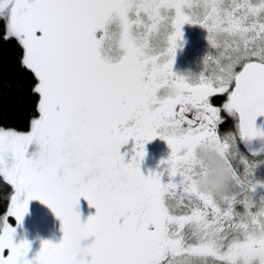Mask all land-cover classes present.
Segmentation results:
<instances>
[{"label": "snow or ice", "instance_id": "6c2138e0", "mask_svg": "<svg viewBox=\"0 0 264 264\" xmlns=\"http://www.w3.org/2000/svg\"><path fill=\"white\" fill-rule=\"evenodd\" d=\"M0 20V39L22 48L38 95L29 131L0 129V176L14 193L0 217V264H264V196L253 198L264 184L251 181L256 164L243 156V179L233 166L237 139L264 138L254 126L264 116V0H0ZM185 24L220 52L205 57L211 75L172 71ZM222 112L236 129L223 139ZM155 138L177 182L141 174ZM209 149L231 173L218 197L193 187ZM81 197L95 208L84 222ZM30 200L51 209L63 236L27 259L29 243L14 242L8 221L19 225Z\"/></svg>", "mask_w": 264, "mask_h": 264}, {"label": "rangeland", "instance_id": "374dc122", "mask_svg": "<svg viewBox=\"0 0 264 264\" xmlns=\"http://www.w3.org/2000/svg\"><path fill=\"white\" fill-rule=\"evenodd\" d=\"M181 32L182 38L178 42L180 46L175 50L172 71L180 75H191L193 77L199 75L201 72H206L211 75L214 69V64L211 61L206 62L205 57L215 58L220 55V52L208 44L207 33L205 30L196 25L185 24L181 26ZM221 51H223V49H221ZM214 106H222V104ZM230 127L231 123L229 120H223V123L219 125L218 134L222 139L226 134H233V132H235ZM0 129L27 132L30 130V127L26 130H17L15 128L5 127H0ZM132 149L133 141L131 139H129L127 144L122 145L119 149L121 155L124 156V163H128L133 157L134 153ZM144 152L145 155L140 161L139 168L141 174L147 176L152 171L158 170L154 168V158L152 157L154 155L151 156L150 153L146 152V149H144ZM237 152L239 155L236 160L233 161V166L242 178L241 168L243 166L239 163V158L240 156L244 157V153L238 149ZM12 194H14L13 189H11V192L8 195L4 215L7 213L10 206V198ZM246 194L241 193V195ZM261 196H264V194H253L254 199H259ZM77 204L78 207L74 210L79 213L81 222H84L89 216L95 214V208L90 207L83 197L78 199ZM8 222L15 229L13 236L14 242L19 243L21 240H24L29 243V251L26 254L27 259H32L35 256V254L40 250L42 241H49L55 244L58 243L63 236L60 220L55 216L49 207L41 203L39 200H30L28 202L27 212L19 225H17L16 220L12 217H9ZM92 239V237H88L87 239L82 240L80 242L81 246L84 247L87 244H90Z\"/></svg>", "mask_w": 264, "mask_h": 264}, {"label": "trees", "instance_id": "16d2710c", "mask_svg": "<svg viewBox=\"0 0 264 264\" xmlns=\"http://www.w3.org/2000/svg\"><path fill=\"white\" fill-rule=\"evenodd\" d=\"M4 21L0 20V33ZM22 48L15 40L0 39V127L26 130L38 116V95L32 92L34 78L20 64ZM11 186L0 176V217L6 211Z\"/></svg>", "mask_w": 264, "mask_h": 264}, {"label": "flooded vegetation", "instance_id": "af4514ba", "mask_svg": "<svg viewBox=\"0 0 264 264\" xmlns=\"http://www.w3.org/2000/svg\"><path fill=\"white\" fill-rule=\"evenodd\" d=\"M223 98L222 97H216L212 99L213 105H219L222 104ZM223 120H229L231 123V129L236 131L235 129V120L231 117H228L226 113L221 114ZM235 134V132H233ZM257 138V137H256ZM260 138V137H258ZM236 147L238 150L243 152L244 158H246L249 163H255L256 167L252 171V175L250 177L252 182H260L261 184H264V146L260 149V151L256 152H249L246 148L245 142L238 140L236 141ZM144 149H146V152L150 153L151 156L154 158V168L157 169L158 171H152V172H160L161 176V182L162 183H168L169 180L171 179L173 182H177L179 180V177H172L170 178L165 171H163L164 166L161 165V161L167 159L170 149L168 148L167 144L165 141L159 138H155L152 141L146 143L144 145ZM255 153V155H253ZM241 173H242V179L244 178V171L243 167L241 168ZM254 193L257 195L263 193L264 194V188L257 187L254 190ZM253 193V194H254ZM246 194V193H245ZM241 195V194H240ZM246 195H249L247 193ZM245 195H241V199H243ZM260 208L259 201L257 200L256 206L253 207L252 211L256 212ZM235 210L241 214H243V208L242 206L238 203L235 206ZM179 214V213H178Z\"/></svg>", "mask_w": 264, "mask_h": 264}, {"label": "clouds", "instance_id": "9594fccd", "mask_svg": "<svg viewBox=\"0 0 264 264\" xmlns=\"http://www.w3.org/2000/svg\"><path fill=\"white\" fill-rule=\"evenodd\" d=\"M226 135H230V133ZM200 159L206 171L203 175L195 179L193 184L194 189L206 195L221 196L231 183L229 168L222 159L210 149L203 151Z\"/></svg>", "mask_w": 264, "mask_h": 264}, {"label": "water", "instance_id": "95a60500", "mask_svg": "<svg viewBox=\"0 0 264 264\" xmlns=\"http://www.w3.org/2000/svg\"><path fill=\"white\" fill-rule=\"evenodd\" d=\"M254 126L264 130V116H258L254 121ZM249 152H256L264 146V138H253L250 141H244Z\"/></svg>", "mask_w": 264, "mask_h": 264}]
</instances>
